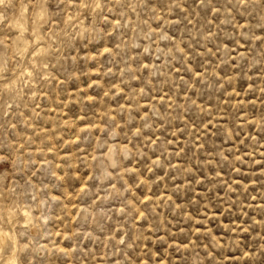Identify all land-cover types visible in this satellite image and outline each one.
<instances>
[{
    "label": "rangeland",
    "instance_id": "374dc122",
    "mask_svg": "<svg viewBox=\"0 0 264 264\" xmlns=\"http://www.w3.org/2000/svg\"><path fill=\"white\" fill-rule=\"evenodd\" d=\"M100 2L94 13L81 0H35L25 17L13 0L12 27L0 22V190L15 188L0 216L31 203L29 180L107 196L108 221H83L85 236L55 220L46 230L55 240L21 236L33 243L20 264H264V0ZM39 16L54 18L51 31L31 37ZM52 32L60 52L46 57ZM41 41L48 78L19 95L5 89ZM108 150L122 161L112 177L120 196L90 174ZM52 164L75 182L51 189Z\"/></svg>",
    "mask_w": 264,
    "mask_h": 264
},
{
    "label": "clouds",
    "instance_id": "9594fccd",
    "mask_svg": "<svg viewBox=\"0 0 264 264\" xmlns=\"http://www.w3.org/2000/svg\"><path fill=\"white\" fill-rule=\"evenodd\" d=\"M71 2L72 0H69V3ZM251 2L252 0H240L241 5H246ZM81 6L84 8L91 7L94 13L105 10L104 7H102L100 0H94L93 3H89L87 0H81ZM12 7L13 0H0V22L5 20L9 21L8 27H12L11 19L8 14V9ZM19 7L25 17L31 16L32 9L35 7V0H20ZM131 10L134 12L136 10L135 6L131 5ZM53 19V17H48V19L45 20V18L39 16L38 20L33 21L34 24H37V27L31 29L30 36L32 37L36 34L37 28L42 31H51L48 22ZM79 23L83 27V21H80ZM83 31L86 32L87 35L95 37V34L100 32L101 29L94 25H90L83 29ZM52 35L56 36V39L52 40L50 37L48 38L52 47L49 48L46 57L59 54L60 52L57 35L55 32H52ZM41 44H43L44 47H48V44H44L43 41L34 42L29 66L23 68L15 80L5 84L3 86L5 89L14 91L19 95L22 86L29 85V88H31V83H39V81H45L48 78L49 70L53 64L48 63L45 56L38 55L41 51ZM20 59H23V57H20ZM11 60L15 62L17 57L13 55ZM2 72L3 69L0 68V78H2ZM113 135H115V133H113ZM118 156V150L116 155H113V153L108 150L101 153L92 161L93 172L90 174L93 175V181H108L112 189V191L109 192V195L111 196L123 195V192L117 190L116 185L112 183L113 172L122 166V161L118 162ZM77 159H79V157H77ZM64 163L66 166L70 167L69 161H65ZM46 169L54 181V184H51V189H54L56 184H65L69 181L75 182V176L72 171H69L66 175L61 177L58 173L63 172V169H57L55 164L50 165ZM109 169L112 171H109ZM28 183L31 184L32 189H34V191L30 193L31 203L17 205L8 211L6 217L0 216V264H20L18 253L29 248L33 243L30 239L27 244L21 245L20 237L27 235L29 231L38 230L44 233L45 237H51L55 240L56 231H46L51 221L55 220L59 222L57 231H61L62 233L68 232L74 238L78 235L85 236L88 234L89 231H81L83 221H89L91 224L101 217L108 221V213L100 210V206L103 204V200L107 199V196L102 198L96 193L94 191V185L85 188L83 191L78 187H74L70 197L68 192L63 194H53V191L51 190L37 188L30 180ZM82 183L83 177H81V184ZM121 188L123 191H127L125 185H121ZM14 192L15 188L0 190V198H2L5 193ZM42 193L46 194L41 195ZM89 197L93 198L88 199ZM73 204H76L75 209H71ZM54 206L59 208L60 215H50ZM124 206L126 208L128 207L127 200H124ZM127 215H132V209H129ZM17 229L23 231L18 232ZM6 246L8 248L7 253H5ZM39 247L42 248L44 245H39ZM245 255H248V253H245ZM251 255L255 257L256 253L253 252Z\"/></svg>",
    "mask_w": 264,
    "mask_h": 264
}]
</instances>
